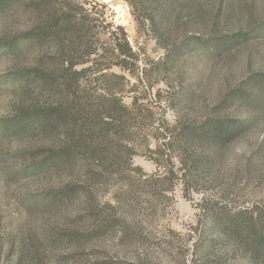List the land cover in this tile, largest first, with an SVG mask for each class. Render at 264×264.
Instances as JSON below:
<instances>
[{
    "label": "rangeland",
    "instance_id": "obj_1",
    "mask_svg": "<svg viewBox=\"0 0 264 264\" xmlns=\"http://www.w3.org/2000/svg\"><path fill=\"white\" fill-rule=\"evenodd\" d=\"M201 1L193 19L175 18L168 48L138 28L124 0L107 2L147 67L131 97L144 95L153 117L142 122L132 166L125 157L123 174L104 172L100 179L98 164L82 157L44 177L19 173L32 161L24 151L38 146L36 138L9 128L17 112L16 62L30 64L26 50L1 45L29 22L13 3L0 8V264H264L252 259L249 241L257 230L245 231L252 209L264 214V0ZM255 108L263 110L259 121L210 160L198 153V170L188 158L186 177L144 183L135 170L155 176L174 163L179 171L176 154L169 162L168 151L155 152L167 142L163 125L215 116L233 123ZM58 193L65 195L51 206Z\"/></svg>",
    "mask_w": 264,
    "mask_h": 264
},
{
    "label": "trees",
    "instance_id": "obj_2",
    "mask_svg": "<svg viewBox=\"0 0 264 264\" xmlns=\"http://www.w3.org/2000/svg\"><path fill=\"white\" fill-rule=\"evenodd\" d=\"M124 1L132 8L138 28L164 42L165 48L175 18L193 19L202 3L201 0ZM12 3L29 26L27 31L4 40L1 47L17 54L26 50L25 61L30 65H23L20 59L16 62L20 67L16 72L17 112L9 128L17 136L28 135L38 140V146L24 151L32 156V161L19 173L44 177L73 166L82 157L98 164L101 171H95V176H100L99 179L104 172L111 176L123 174L119 167L125 157L128 166H132L136 141L143 131L142 122L153 117L151 107L141 102L146 98L144 95L131 97L143 82L141 68L145 73L147 67L142 65V55L132 46L126 28L114 22L111 6L103 0H0V8L5 10ZM222 18L219 15V20ZM21 44L23 48L19 49ZM149 89H153L152 83ZM261 93L257 85L256 96ZM126 97L132 98L130 104L125 102ZM261 112L262 109L255 108L253 113L233 123L215 116L201 123H180L174 128L163 125L167 142L157 145L155 152L164 155L168 151L169 162L176 154L182 164L179 171L174 163L155 176L145 177L139 167L135 170L145 178L144 183L153 182L155 177L157 181L186 177L189 159L192 170H198L203 153L210 160L212 152L217 154L232 138L249 131L259 121ZM142 137L148 148L147 136ZM150 158L158 163L154 157ZM64 195L52 197L51 206L58 204ZM261 211L259 207L252 209L245 226L247 232L257 230L249 242L254 246L252 259L258 260H264ZM212 219L220 227V218ZM239 224L245 225L242 221Z\"/></svg>",
    "mask_w": 264,
    "mask_h": 264
},
{
    "label": "bare ground",
    "instance_id": "obj_3",
    "mask_svg": "<svg viewBox=\"0 0 264 264\" xmlns=\"http://www.w3.org/2000/svg\"><path fill=\"white\" fill-rule=\"evenodd\" d=\"M105 2H110V1H112V0H104Z\"/></svg>",
    "mask_w": 264,
    "mask_h": 264
}]
</instances>
